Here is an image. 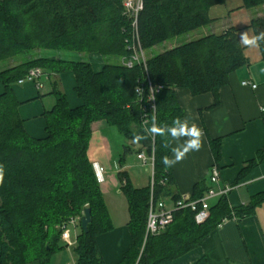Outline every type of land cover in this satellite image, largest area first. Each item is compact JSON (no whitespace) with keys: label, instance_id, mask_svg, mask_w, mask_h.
Returning a JSON list of instances; mask_svg holds the SVG:
<instances>
[{"label":"trees","instance_id":"trees-1","mask_svg":"<svg viewBox=\"0 0 264 264\" xmlns=\"http://www.w3.org/2000/svg\"><path fill=\"white\" fill-rule=\"evenodd\" d=\"M123 1L0 0V61L25 55L16 65L0 71L4 88L0 94V264L35 260L48 264L50 255L60 249V224L81 216L86 207L90 208L91 220L87 231L80 228L76 236V264H104L96 237L111 230L112 225L87 156L91 123L104 120L137 145L136 154L143 150L147 155L153 153V197L171 196L173 177L162 157L172 153L174 137L168 129L183 116L174 89L187 88L192 95L211 93L217 104L218 91L228 83L229 74L248 64L233 28L150 55L145 66L110 62L108 58L128 56L127 46L133 43L147 51L210 24L209 8L224 0H141L136 24L125 13ZM242 1L248 9L264 5V0ZM248 27L253 35L264 32V15L253 17ZM257 43L264 59V38ZM34 50L97 53L105 62L94 71L88 61L29 54ZM34 67L41 69V75L71 72L74 90L82 100L80 106L70 108L57 80L51 79L55 104L43 113L42 138L26 133L12 88ZM148 81L153 88L161 86L154 92V107L147 101ZM140 83L144 89L138 98L135 87ZM261 118L264 121V110ZM153 124L165 128L163 136L149 131ZM209 144L217 164L221 141L213 139ZM131 149L123 146L117 161L120 167ZM261 163L264 146L245 163L232 184ZM117 177L127 201V227L132 238L117 264H172L201 246L224 220L250 216L264 203V191L236 207L221 195L209 205L206 219L196 217L200 205L196 210L178 209L164 230L151 235L145 233L149 185L134 187L122 169ZM211 187V183H197L192 199L202 197ZM194 264L209 263L203 256Z\"/></svg>","mask_w":264,"mask_h":264},{"label":"crops","instance_id":"crops-1","mask_svg":"<svg viewBox=\"0 0 264 264\" xmlns=\"http://www.w3.org/2000/svg\"><path fill=\"white\" fill-rule=\"evenodd\" d=\"M260 12V7L244 8L242 0H224L209 8L208 15L212 22L197 28L200 30L196 31L197 33L187 35L185 42L209 34L219 35L226 29L233 28L241 44L242 32L247 31L250 38L253 36L248 25L251 19ZM179 44L182 43L176 40L159 50L157 47L160 46L157 45L147 51H150V56ZM241 46L248 59V64L229 74L228 83L218 91L217 104H214L215 98L211 93L192 95L187 88L176 87L174 89L183 111L180 122L183 123L187 119L189 126L195 124L202 130L203 136L202 146L198 151H190L181 161L170 167L173 177V184L169 187L171 196H178L181 193L191 194L194 186L201 181L209 185V171L212 165H216L219 169L218 181L212 184V187L217 192L226 185L231 187L226 194L231 207L247 204L254 194L264 191V163L252 168L237 184H232L245 163L264 146V121L261 118L262 110H264V59L258 47H248L242 44ZM74 54L67 51L45 50L39 55L74 59L76 57ZM79 57V60L88 61L94 71H99L103 66L100 55L96 53ZM18 62H14L11 66ZM51 79L57 80L70 108L82 104V100L74 90L75 79L71 72L62 74L44 72L37 79V83L26 81L12 85L19 101L18 112L23 119L24 129L29 136L34 138L44 137L43 113L55 104ZM242 81H250L256 87L242 86ZM3 89L0 84V94ZM179 126L177 124L175 127ZM90 129L88 159L91 164L95 162L103 168L105 181L113 188V193L108 191L109 200L104 198L112 229L99 234L96 237V243L104 264H117L132 242L127 227L129 220L127 201L120 190V182L117 179L119 167L115 166L122 149L113 143L116 128L108 125L104 120L92 122ZM218 138L221 141L220 159L215 164L209 142ZM187 139L188 137L183 136L173 138L172 147L182 146ZM169 158L175 159L173 152ZM130 180L133 184L134 180L131 177ZM147 184L148 178L145 185L135 186L133 184V186L141 188ZM101 190L103 191L102 187ZM218 197L209 199L208 207ZM110 204L115 207L114 210L110 208ZM73 245H76V240ZM203 256L207 258L209 264H264V203L259 204L250 216L224 220L210 233L201 246L177 258L172 264H194ZM25 264H40V262L35 260ZM48 264H76L74 249L70 250L69 247L60 246L59 250L50 255Z\"/></svg>","mask_w":264,"mask_h":264},{"label":"built area","instance_id":"built-area-1","mask_svg":"<svg viewBox=\"0 0 264 264\" xmlns=\"http://www.w3.org/2000/svg\"><path fill=\"white\" fill-rule=\"evenodd\" d=\"M123 6L125 9V13L128 15L130 19H132V23L136 24V18L138 11L142 7L141 0H124ZM128 49H130V54L123 58L122 65L126 67H132L134 64H143L145 66L146 58L144 56V51L139 43H133L131 45L127 46ZM42 71L38 67H34L30 69L26 75L19 79L17 84H22L26 81L30 82H36L37 79L41 76ZM37 83V82H36ZM242 86H248L251 88H255L256 85L251 83L250 81H242ZM147 87L149 89V94L147 95V101L150 103L151 107H154V92H157L159 89H161V86L152 87L150 82H147ZM143 84H138L135 87V92L138 96V98L141 96L143 92ZM136 158L141 161L143 165H148L149 170V177H148V185L150 188V197L148 201V207H147V214H146V224H145V233L146 234H157L164 230L166 225L171 221L172 214L175 210L178 209H184V208H190L191 210H196L197 206L200 205V210L197 212L196 217L198 220H204L208 216V205L207 202L209 199L215 196H221L226 195L230 190L231 187L229 185L224 186L222 189H220L218 192L213 188H209L202 197L198 199H192L191 194L188 193H181L178 195L176 199H173L170 196L162 197L159 199H155L153 197V187H154V156L153 153L150 155H147L145 151H140L136 154ZM219 177V169L216 165H212L209 171V181L211 184H214L218 181ZM165 180L162 181V184H164ZM83 215V214H82ZM81 215V216H82ZM80 218L81 217H71L65 221H63L59 228H60V238L65 243V245L72 246L73 244L70 243V236L67 230L68 224H73L75 222H78L80 224Z\"/></svg>","mask_w":264,"mask_h":264},{"label":"rangeland","instance_id":"rangeland-1","mask_svg":"<svg viewBox=\"0 0 264 264\" xmlns=\"http://www.w3.org/2000/svg\"><path fill=\"white\" fill-rule=\"evenodd\" d=\"M260 9H261V12H260V14L258 16L264 15V5H262L260 7ZM196 31H200V30L197 29V30H195V32H193L191 34L189 32L187 34H183V35H181L179 37H176V38H174L172 40L166 41V42L160 44L159 45L160 47H157V49L159 50V49H161L163 47H166V46H168L169 44L173 43L176 40H178L180 43H183L187 39V37H188L187 35H193V34L197 33ZM43 51H45V50H34V51H31L29 54H31L33 56H40L39 54L43 53ZM67 52H70V51H67ZM71 53H74V52L71 51ZM89 54L90 53H85V52L75 53L74 55H76V57H74V59H72V60H79L80 59L79 56L89 55ZM149 54H150V51H144L145 58H147L149 56ZM24 56L25 55H23V54L22 55H17L16 57L8 58L6 60L0 61V71L5 69V68H8L14 62L22 60L24 58ZM66 56L68 58H71L68 55H66ZM100 57H101L103 65H104L105 57H102V56H100ZM123 58H113V57H111V58H108V59H109L110 62L119 63V64L122 65ZM114 130L116 132V136H115V138L113 140L114 145H117L120 149H122V151H123V146L124 145H129L132 148L131 152L126 154L125 159H124V161L121 164V167L119 166V163L117 162L119 157L116 159L117 161H116L115 166L119 167V169H124L128 173V175L132 178V180H134L133 184L135 186H143V185H145L146 180L149 177V170H148V165H143L141 163V161H139L136 158V152L135 151L137 150V145L134 144V143H131L130 141H128L116 129H114ZM92 168H93L94 174L96 176V179H97V182H98V186L100 188V192L102 194L103 199L106 197V200L107 199L109 200V194L110 193L108 191H111V193H113V191H112L113 188L110 187V184H108L107 181H105V178H104L105 177V171L103 170L102 167H100L95 162H93ZM133 177H134V179H133ZM101 187L103 188V191L101 190ZM103 193H105V195H103ZM110 208L112 210L115 209V207L113 205H111V204H110ZM75 217L78 218V217H81V216H75ZM66 228H67L69 236H70V243L74 244V242L76 240V236L80 232L79 220H78V222H75L74 225L72 223L68 224ZM58 245L59 246H65V248H67L66 247L67 245H65V243L61 240V238L59 239ZM73 246L74 245H72V246L70 245L68 247L71 250V249H74L75 246L74 247Z\"/></svg>","mask_w":264,"mask_h":264},{"label":"clouds","instance_id":"clouds-1","mask_svg":"<svg viewBox=\"0 0 264 264\" xmlns=\"http://www.w3.org/2000/svg\"><path fill=\"white\" fill-rule=\"evenodd\" d=\"M264 38V32H260L257 35L250 36L248 35V32H242L240 35V41L241 44L248 47H259L257 41ZM151 119L155 120V115L151 117ZM175 124H179V127H171L168 129V131L171 133V135L174 138L179 137H188L187 140H185L184 144L182 146H178L175 148H172V152L175 156V159H170L168 156L162 157V162L166 167H171L175 163L181 161L187 153L190 151H198L202 146V136L203 132L200 128H198L195 124H192L189 126L188 120L185 119L183 123L180 122V119L177 118L174 121ZM149 131L156 135H164L165 128L158 127L155 124L152 125V127L149 129ZM144 137H137L136 139L139 140ZM3 183V173L0 172V184Z\"/></svg>","mask_w":264,"mask_h":264},{"label":"water","instance_id":"water-1","mask_svg":"<svg viewBox=\"0 0 264 264\" xmlns=\"http://www.w3.org/2000/svg\"><path fill=\"white\" fill-rule=\"evenodd\" d=\"M90 208L86 207L84 209L83 215L80 218V228L83 232L87 231V225L90 222Z\"/></svg>","mask_w":264,"mask_h":264}]
</instances>
